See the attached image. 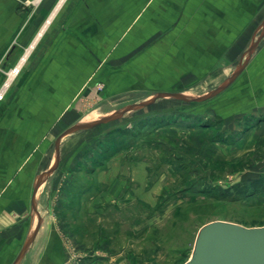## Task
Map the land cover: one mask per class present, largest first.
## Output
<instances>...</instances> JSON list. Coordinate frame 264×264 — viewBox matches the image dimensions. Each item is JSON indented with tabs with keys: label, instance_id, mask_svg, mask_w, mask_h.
I'll return each instance as SVG.
<instances>
[{
	"label": "crops",
	"instance_id": "crops-1",
	"mask_svg": "<svg viewBox=\"0 0 264 264\" xmlns=\"http://www.w3.org/2000/svg\"><path fill=\"white\" fill-rule=\"evenodd\" d=\"M263 14L264 0H0V88L8 83L0 101V264H69L80 256L66 233L69 210L98 212L99 226L118 201L132 200L126 176L114 171L120 162L95 152L89 168L86 152L63 137L47 176L69 126L120 95L175 87L192 68L196 74L199 40L216 32L223 53L230 41L242 47L250 21ZM203 22L214 26L212 39L199 30ZM257 66L264 74V50ZM14 67L19 74L6 75ZM249 83L256 92L258 82Z\"/></svg>",
	"mask_w": 264,
	"mask_h": 264
},
{
	"label": "rangeland",
	"instance_id": "rangeland-1",
	"mask_svg": "<svg viewBox=\"0 0 264 264\" xmlns=\"http://www.w3.org/2000/svg\"><path fill=\"white\" fill-rule=\"evenodd\" d=\"M250 24L245 44L230 41L223 53L214 26L199 23L215 40L197 42L196 74L192 66V75L175 87L134 91L88 108L84 119L66 129L120 116L132 106L116 120L62 138L86 152L89 168L95 166V152L100 161L120 162L114 171L119 180L126 176L132 189V200L118 201L117 209L102 214L99 226L98 212L80 217L69 210L72 225L66 233L82 257L69 264H187L201 229L212 222L264 227V192L245 196L235 189L264 175V74L255 71L264 50V14ZM211 43L214 55L206 57L204 45ZM237 70L235 80L224 85ZM254 80L256 92L249 88ZM220 87V93L195 101ZM161 93L178 97L156 99Z\"/></svg>",
	"mask_w": 264,
	"mask_h": 264
},
{
	"label": "water",
	"instance_id": "water-1",
	"mask_svg": "<svg viewBox=\"0 0 264 264\" xmlns=\"http://www.w3.org/2000/svg\"><path fill=\"white\" fill-rule=\"evenodd\" d=\"M256 45L257 43L253 44L251 52H253ZM239 74L240 70H237V75L227 80L224 85L231 84ZM221 91L222 88L220 87L213 95L200 97L195 99V101H205ZM165 95L178 97L171 93H161L156 96V99ZM147 105L149 103L135 105L134 107H144ZM131 108L132 106L125 108L122 114ZM121 115L99 120L91 125L75 126L65 131L56 142L57 160L47 176L51 175L58 166L60 160L59 143L62 137L76 130L92 127L95 124L116 120ZM24 251H22L20 257L23 256ZM187 264H264V227L246 228L233 223L212 222L201 229L196 240L193 255Z\"/></svg>",
	"mask_w": 264,
	"mask_h": 264
},
{
	"label": "trees",
	"instance_id": "trees-1",
	"mask_svg": "<svg viewBox=\"0 0 264 264\" xmlns=\"http://www.w3.org/2000/svg\"><path fill=\"white\" fill-rule=\"evenodd\" d=\"M106 150H108V148ZM235 189L237 193H243L245 196L264 192V175L253 180L249 185L240 186Z\"/></svg>",
	"mask_w": 264,
	"mask_h": 264
},
{
	"label": "built area",
	"instance_id": "built-area-1",
	"mask_svg": "<svg viewBox=\"0 0 264 264\" xmlns=\"http://www.w3.org/2000/svg\"><path fill=\"white\" fill-rule=\"evenodd\" d=\"M20 72V67H15L14 69H12L10 72H8V76H12V73L14 74V76H17ZM8 88V83H5L0 91V100L4 99L5 93H6V89Z\"/></svg>",
	"mask_w": 264,
	"mask_h": 264
},
{
	"label": "bare ground",
	"instance_id": "bare-ground-1",
	"mask_svg": "<svg viewBox=\"0 0 264 264\" xmlns=\"http://www.w3.org/2000/svg\"><path fill=\"white\" fill-rule=\"evenodd\" d=\"M12 76L14 77V74H13V73H12ZM12 76H11V77H12Z\"/></svg>",
	"mask_w": 264,
	"mask_h": 264
}]
</instances>
